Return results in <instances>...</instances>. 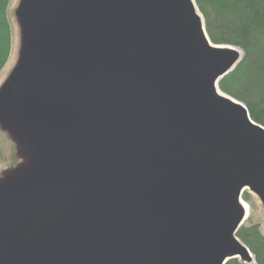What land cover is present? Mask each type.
I'll list each match as a JSON object with an SVG mask.
<instances>
[{
    "label": "water",
    "instance_id": "1",
    "mask_svg": "<svg viewBox=\"0 0 264 264\" xmlns=\"http://www.w3.org/2000/svg\"><path fill=\"white\" fill-rule=\"evenodd\" d=\"M0 85V264H252L264 127L195 0H19Z\"/></svg>",
    "mask_w": 264,
    "mask_h": 264
},
{
    "label": "trees",
    "instance_id": "2",
    "mask_svg": "<svg viewBox=\"0 0 264 264\" xmlns=\"http://www.w3.org/2000/svg\"><path fill=\"white\" fill-rule=\"evenodd\" d=\"M213 44L239 48L243 58L220 81V90L242 102L251 119L264 127V0H195ZM10 0H0V72L12 48L8 18ZM237 237L249 248L255 264H264V236L257 226L242 227ZM227 264H244L238 259Z\"/></svg>",
    "mask_w": 264,
    "mask_h": 264
},
{
    "label": "rangeland",
    "instance_id": "3",
    "mask_svg": "<svg viewBox=\"0 0 264 264\" xmlns=\"http://www.w3.org/2000/svg\"><path fill=\"white\" fill-rule=\"evenodd\" d=\"M18 2L19 0H10L8 6V18L12 28V48L10 57L7 63L5 64L4 68L0 72V85L5 81L6 77L14 67L17 58L18 29L14 13ZM14 156V145L11 143L7 135L0 130V175L4 170L14 165ZM242 200L245 204L249 206L250 210L241 228L257 226L261 235L264 236V210L260 200L249 190H245L243 192ZM252 264H255V261H253Z\"/></svg>",
    "mask_w": 264,
    "mask_h": 264
},
{
    "label": "bare ground",
    "instance_id": "4",
    "mask_svg": "<svg viewBox=\"0 0 264 264\" xmlns=\"http://www.w3.org/2000/svg\"><path fill=\"white\" fill-rule=\"evenodd\" d=\"M244 208H245L246 213L248 214V212H249V210H250L249 206H248L247 204L244 203Z\"/></svg>",
    "mask_w": 264,
    "mask_h": 264
}]
</instances>
